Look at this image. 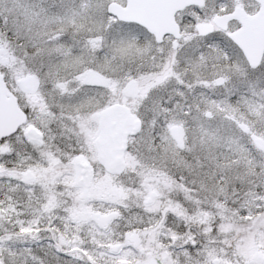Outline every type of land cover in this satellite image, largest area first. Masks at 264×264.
<instances>
[{
	"label": "rangeland",
	"instance_id": "obj_1",
	"mask_svg": "<svg viewBox=\"0 0 264 264\" xmlns=\"http://www.w3.org/2000/svg\"><path fill=\"white\" fill-rule=\"evenodd\" d=\"M69 1H75L77 10L67 8ZM217 1L206 0L203 7L194 10L198 22L209 21L224 11L217 8L221 5ZM59 2L53 12L45 10L38 14L32 9L30 0H0V74L5 76L9 88L16 94L18 78L32 74L40 76V88L30 99L41 103L33 114L35 121L46 128L52 124V116H48L43 103L47 98L45 90L51 72L39 60L59 54L52 49L53 43L49 44L47 40L64 29H49L48 26L56 17L71 20L83 14L106 16L108 2L125 4V0ZM80 26L85 25L81 23ZM227 36L214 34L197 40L189 64L198 87L194 97L182 99L173 95L165 99L166 84L143 82L139 96L133 102L134 114L142 120V128L130 137L126 166L116 176L94 179L88 200H80L81 191L74 189L72 177L66 180L43 174L46 170L41 169L43 164L23 162L26 164L24 170L30 169L38 174L25 189L20 184L22 166L11 170L0 167V189L7 188L5 181L13 186L16 184V188L26 193L27 212L37 206L31 189H40L45 196L44 191L49 195L56 192L57 186L68 187L63 195L65 199L57 205L42 203L38 206L44 223L27 222V227L31 228L25 234L17 230L20 224L13 226L10 223L9 214L3 211V205L0 206V261L3 264H134V249L124 238V233L135 230L131 226H139L143 219L160 218L164 204L170 211L165 215L168 219L179 212L190 216L188 201L189 205L185 206L182 200H169L167 196H172L170 190L175 186L188 188L195 185L209 188L213 193L215 202L220 205L214 214L226 222L237 216L245 224V234L257 236L256 240L246 243L241 263L264 264L255 257L253 259L254 255L264 257V153L253 144L254 137L264 139V60L258 68L249 67L242 53L230 41L227 40V46L219 43ZM218 78L223 80L220 86L214 84ZM205 81L209 82L208 89L202 91ZM170 83L172 87L178 84L177 81ZM174 104L178 107L175 108ZM180 124L186 130L183 150L177 148L169 134L173 126ZM239 125L249 128V133H243ZM44 144L43 149H47L49 143L45 141ZM12 145L8 144L11 151ZM136 161L142 163L139 169L133 168ZM31 164L35 166L31 168ZM133 170H139L140 175L129 177ZM162 174L166 175L162 177ZM192 177L196 184L191 181ZM233 187L246 188L245 194L242 200H233L238 205L226 207L227 202L224 203L223 199L230 202V198H234L227 190ZM16 188L11 189L13 193ZM153 198H156L154 204L145 208V203H150ZM52 210H63L69 220L77 221V224L54 225L49 214ZM113 212L118 213V218L103 231L88 219L96 213ZM40 225L41 234H51L49 240L44 238L45 241L40 242L41 238L37 236ZM153 244L155 249L161 246L159 241ZM175 258H168V262L175 264Z\"/></svg>",
	"mask_w": 264,
	"mask_h": 264
},
{
	"label": "flooded vegetation",
	"instance_id": "obj_2",
	"mask_svg": "<svg viewBox=\"0 0 264 264\" xmlns=\"http://www.w3.org/2000/svg\"><path fill=\"white\" fill-rule=\"evenodd\" d=\"M54 1H57L56 4L52 3ZM217 2L221 4L217 8L220 7L219 9L224 11L209 21L199 22L194 11L200 8L197 5L186 7L174 13L171 18H166V14L164 16L162 12L148 13L149 17L145 20L147 25L136 21H122L116 15L109 13L110 4H119L118 2H108L106 16L83 14L76 15L71 20L67 17L63 19L56 17L48 28L63 27V32H58L53 39H48L47 43H53L52 49L59 51V54L39 60V63L49 67L51 72L49 73L50 83L45 90V97H47L43 102L45 107H43L47 109L48 116H52V124L47 128L38 124L33 114L37 105L41 104L30 99L40 88V76L32 74L38 78L39 82V87L33 94L22 92L17 84L19 79L26 76L16 80L17 94L11 91L4 76L9 90L17 98L27 119L26 123L13 135L0 139V167L11 170V168L22 166L20 184L25 189L27 184L37 179L38 174L30 169L24 170L26 164L23 162L43 164L41 169L46 168L45 171L42 170L43 174L47 173L48 176L62 177L66 180L72 177L74 189L81 191L80 200H88L94 179L116 176L126 166L130 137L136 135L142 128V120L134 114L133 102L138 98L143 82L166 84L163 91L165 99L172 98L173 95L183 97L182 99L194 97L198 87L194 82V71L190 69L189 64L193 60L192 52L199 42L197 40L206 39L214 34L228 35L219 43L222 42L227 46L228 40L241 52L231 40V35L246 28V17L254 18L259 15L262 9L261 4L257 0H218ZM58 3H60L59 0H30L32 9L38 14H43L45 10L53 12L59 7ZM124 3L119 5L125 7L127 0ZM205 3L206 0H204ZM69 4L67 8L77 10L75 1H69ZM236 12L241 19L229 20L225 23V28L215 23L216 18L233 15ZM81 23L85 25L84 28L80 26ZM199 23L211 24V33L200 35L197 30ZM182 50L184 53L181 52ZM263 60L264 53L260 64L255 68L260 67ZM219 79L221 78L214 83L216 86H219L217 84ZM171 81H177V86L172 87ZM132 83L136 88V94L127 96L125 92ZM208 85L209 82L205 81L202 91L208 89ZM180 102H182L181 99ZM175 104L174 107H178ZM115 107L126 109L132 118L140 122V129L135 133L129 130L124 152V166L119 172H110L100 160L99 142L103 138L102 115ZM30 127H34L41 134V143L34 142L26 136ZM174 127H181L184 130L183 147H179L171 137V130ZM172 128L169 132L170 137L177 148L183 150L186 146L185 126L180 124ZM45 141L49 143L47 149H43ZM8 144H13V151H11L12 148L8 149ZM79 157L88 163L92 171L87 189L75 185L78 177L76 161ZM19 162L23 164L19 165ZM33 164L31 168L35 166ZM139 165L142 163L136 161L133 168L139 169ZM28 172L33 178L26 182L24 176ZM140 173L139 170H133L129 177H137ZM165 175L162 174V177ZM193 177L191 181L196 184L197 181ZM4 185L8 186L6 189L5 186L0 189V206H4L3 211L9 214L8 217L13 226L19 225L21 221L29 220L43 224V214L40 213L38 206L42 203L50 204V206L53 203L57 205L61 199H65L63 195L68 191V187L62 185L57 186L56 192L49 195L44 191L45 196H43V191L40 189H31V195L37 202L35 203L37 206L33 211L27 212L26 207L29 208V202L25 198L26 193H22L19 187L16 188V184L13 186L12 183L5 181ZM14 187L17 190L13 193L11 189ZM227 190L231 192L229 195H234V198L231 197L230 202L226 201L228 199H223L224 203L227 202L226 207H235L238 203L234 204L233 200H242L246 188L233 187ZM171 194V197L167 196L169 200H182L185 206L189 205L187 201L190 203V216L179 212L168 219L165 215L170 211L164 204L160 210V218H146L139 226L132 225L131 228L135 230L125 232L124 238L126 239L128 234L139 240L138 245L127 240L134 249L135 255L132 258L136 261L134 264H145L152 262L151 260L155 264H170L168 258L172 259V256L176 257L175 264H242L240 260L245 255L246 243L256 240L257 236L245 234V224L241 223V219L233 216L226 222L217 213L214 214L220 205L215 202L209 188L196 185L188 188L175 186L170 190L169 195ZM154 199L156 198H153L150 203L146 202L145 208L152 206ZM49 214L54 225L67 227L73 222L77 224V221L69 220L63 210L56 212L52 210ZM97 214L99 213L89 216L88 219L96 223L94 216ZM82 220L86 218L82 217ZM41 227L40 225L37 229L40 230V234H36L41 238L40 242L45 241L44 238L49 240L48 237L51 234H41L43 230ZM98 227L106 230V228ZM155 241L161 243L158 249H155L153 244ZM254 257L256 255L253 259Z\"/></svg>",
	"mask_w": 264,
	"mask_h": 264
},
{
	"label": "water",
	"instance_id": "obj_3",
	"mask_svg": "<svg viewBox=\"0 0 264 264\" xmlns=\"http://www.w3.org/2000/svg\"><path fill=\"white\" fill-rule=\"evenodd\" d=\"M261 4V11L257 17H246V28L238 33L231 35V40L239 47L250 67H257L264 53V0H257ZM204 0H127L126 7H122L117 3L109 6V13L116 15L122 21H136L145 23L149 17L148 13L162 12L166 18H171L174 13L185 9L191 5L203 6ZM231 19H241L239 13L233 15L219 17L215 19L218 26L225 28V23ZM147 25V24H146ZM211 24L199 23L197 30L200 35L211 33ZM222 79L217 84L221 85ZM20 90L24 93L33 94L39 87L38 78L36 76H28L17 81ZM127 96H134L136 88L134 83L130 85L125 92ZM26 115L21 110L17 98L7 87L3 75L0 74V139L13 135L19 127L26 123ZM101 127L103 129V138L99 142L101 149V162L110 172H119L124 166V152L127 142L129 130L134 133L140 129V122L132 118L123 107H115L107 110L102 115ZM239 129L245 133H249V128L239 125ZM26 136L37 143H41V134L34 127H30ZM184 130L181 127H174L171 130V137L179 147H183ZM254 146L264 153V140L258 137L253 139ZM76 169L78 177L75 185L87 189L92 176V171L88 163L79 157L76 161ZM25 181L29 182L33 177L31 173H27ZM118 213L113 212L105 215L97 214L94 216L95 221L101 228H106L112 221L117 219ZM126 239L133 241L135 245L139 244L137 237L126 235ZM255 259L264 262V257L256 256ZM147 262L145 264H155ZM0 264L1 261H0Z\"/></svg>",
	"mask_w": 264,
	"mask_h": 264
},
{
	"label": "trees",
	"instance_id": "obj_4",
	"mask_svg": "<svg viewBox=\"0 0 264 264\" xmlns=\"http://www.w3.org/2000/svg\"><path fill=\"white\" fill-rule=\"evenodd\" d=\"M30 221V220H29ZM29 221H21V222H23V223H20V226L19 227H17V230L18 231H20L21 233H24V232H28V231H30L29 229L31 228V227H27V225H26V223L27 222H29ZM100 231H103V230H101L100 229Z\"/></svg>",
	"mask_w": 264,
	"mask_h": 264
}]
</instances>
